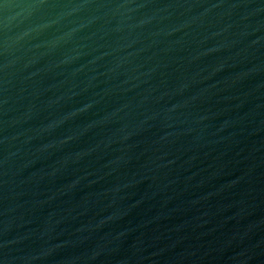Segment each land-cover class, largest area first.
Segmentation results:
<instances>
[{"label": "water", "instance_id": "95a60500", "mask_svg": "<svg viewBox=\"0 0 264 264\" xmlns=\"http://www.w3.org/2000/svg\"><path fill=\"white\" fill-rule=\"evenodd\" d=\"M0 264H264V0H0Z\"/></svg>", "mask_w": 264, "mask_h": 264}]
</instances>
